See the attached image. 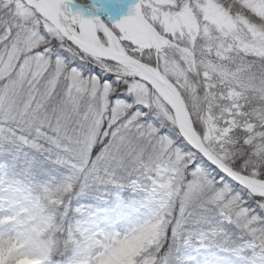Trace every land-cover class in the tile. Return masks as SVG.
<instances>
[{
	"label": "snow or ice",
	"instance_id": "6c2138e0",
	"mask_svg": "<svg viewBox=\"0 0 264 264\" xmlns=\"http://www.w3.org/2000/svg\"><path fill=\"white\" fill-rule=\"evenodd\" d=\"M0 264H264V0H0Z\"/></svg>",
	"mask_w": 264,
	"mask_h": 264
}]
</instances>
